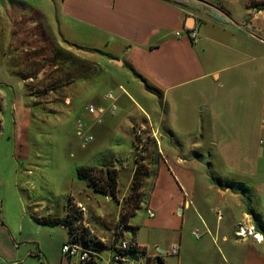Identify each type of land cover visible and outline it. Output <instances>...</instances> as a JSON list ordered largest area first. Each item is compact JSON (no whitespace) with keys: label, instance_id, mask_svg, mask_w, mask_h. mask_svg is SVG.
<instances>
[{"label":"crops","instance_id":"1","mask_svg":"<svg viewBox=\"0 0 264 264\" xmlns=\"http://www.w3.org/2000/svg\"><path fill=\"white\" fill-rule=\"evenodd\" d=\"M28 45L87 60L92 72L74 76L78 65L55 63L63 86L29 95L32 78L20 76ZM0 98V159L18 165L28 197L0 196L1 232L12 233L6 210L24 211L20 199L36 219L65 218L70 202L103 224L122 218L136 133L152 126L160 147H149L144 201L125 231L145 253L119 264H183L190 220L200 235L193 264H264V240L237 234L244 225L264 237V0H0ZM80 121L93 140L77 135ZM79 169L118 170L117 198L95 191ZM37 224L62 245L69 238L62 226ZM174 243L179 256L167 253ZM101 255L107 264L108 251ZM52 263H64L61 251Z\"/></svg>","mask_w":264,"mask_h":264},{"label":"rangeland","instance_id":"2","mask_svg":"<svg viewBox=\"0 0 264 264\" xmlns=\"http://www.w3.org/2000/svg\"><path fill=\"white\" fill-rule=\"evenodd\" d=\"M27 49L28 52L25 53V64H23L21 69L22 75L20 74V76L25 79L32 78V80L29 79V81L25 84L29 95L42 96L49 91L55 92L61 88L63 86L61 81L63 80H60V77L64 72V68L61 67V63L60 68L53 69L56 62L53 61L51 57L46 56L47 54L45 55V53H42L44 50L40 48L32 50V47L29 45L27 46ZM76 58L73 59V62H76V64L79 62H86L88 66L92 65V63L87 60ZM55 81H57V83ZM0 106L2 108L1 98ZM145 134H148V132ZM159 135L161 134L159 133ZM147 146L150 147L151 143H148ZM3 155L4 153H2V157L0 159V196L8 197L9 195L18 194L19 197L22 195L25 200L28 199L26 195L27 193L24 192L26 190L24 189V191H22L18 183V179L14 177L18 171V165H14V162L11 163L9 159H5V156ZM144 155L146 154H143V157ZM26 170L29 171V174L33 179L36 178V165H30L29 167H26ZM20 201L21 204H24V211H19L18 214H16L15 211L10 209L6 210V220L12 230V233H3L0 231V264L4 261L15 264H53V261H57L59 259V253L62 249L60 234L50 232L52 231L51 228L38 225L36 215L30 207L32 205L29 202L25 204L22 199H20ZM86 208L88 210V218L84 229L87 232H90L92 237L101 243H104L109 247L114 245V232L119 220L121 221V217L110 224H103V222H98V220L95 219L96 217L91 216L89 208ZM75 211L78 210L75 209ZM56 212L57 214L63 216L65 215L63 209L60 207L57 208ZM2 214H4L3 211ZM46 214V211L37 213V215H41L40 217L46 216ZM1 217L2 219L0 220V224L5 216L2 215ZM91 217L93 219H91ZM194 230L199 229L194 227L193 221L190 220L186 228H184L183 234L182 244L186 247V249L183 247L181 253L183 264H193V254H191V252L194 247L197 248L200 243L199 240L195 239L192 235ZM148 237L149 235L146 230H143L140 233L141 241L147 242ZM149 241L152 243V238H150Z\"/></svg>","mask_w":264,"mask_h":264},{"label":"trees","instance_id":"3","mask_svg":"<svg viewBox=\"0 0 264 264\" xmlns=\"http://www.w3.org/2000/svg\"><path fill=\"white\" fill-rule=\"evenodd\" d=\"M71 54H65L61 51L55 52L54 56L52 57V60L56 63L68 60L67 62H71L73 66H79L77 68V71L74 72V76L76 75H88L92 72L93 66L87 65L86 62H79L76 64V62H73V59ZM78 62V60H77ZM77 66V67H78ZM60 68V67H59ZM152 92H155L157 94V91L155 89L149 88ZM2 111V108L0 106V113ZM0 131H1V125H0ZM146 133V132H145ZM139 141L138 137L136 136L135 139V155H134V176H133V182L130 187L129 193L124 201V207H123V215L121 218L122 223L125 224V230L127 231L130 229V227L127 224L126 217L128 215L133 214L135 211L142 208V203L144 201V194L142 193V188L144 187L143 181L144 178L148 175V162H147V156L149 152V146L148 143H151V145H156V142L148 138L147 143L145 147L143 148L142 152L143 154H139V148L137 147V142ZM150 145V144H149ZM145 152V153H144ZM78 175L80 178H83L85 180H88L89 185L95 189L98 193L105 195L106 197L111 196L112 199H116L117 193H118V187H119V172L118 170H108L106 176L98 175L94 169H79ZM37 222H39L42 225L45 226H62L68 231V235H73L77 230H82V237L81 240L83 241L86 248H88L90 251L94 253H102L106 250L115 249V245L107 246L104 243H101L100 241L94 239L90 232H87L85 229H83L82 224H80V216L78 213H69L68 217H65L63 219L56 218V217H45V218H38L36 219ZM133 233H135L134 228L132 229ZM123 236L122 233H118L115 235V244L119 242L120 237ZM88 240L86 241V239ZM133 242V247H131L130 250L125 251V255H136V254H144L145 250L141 249L137 246V242L135 240V237L133 235V238L131 239ZM114 247V248H113ZM153 264H164L163 261L158 260L154 262Z\"/></svg>","mask_w":264,"mask_h":264},{"label":"built area","instance_id":"4","mask_svg":"<svg viewBox=\"0 0 264 264\" xmlns=\"http://www.w3.org/2000/svg\"><path fill=\"white\" fill-rule=\"evenodd\" d=\"M177 35L180 36V33H177ZM188 36L191 39V41L195 43L198 40L197 29H192L191 31H189ZM107 99L109 100L114 99L112 92L107 94ZM88 111L91 114H95L97 113L98 110L96 109L95 106L90 105L88 107ZM114 111H116V109H114ZM85 129H86V125L83 122L80 121L77 123V130H76L77 135L80 138L84 139L85 141L93 140L92 136L90 137L85 136L84 134ZM149 129L150 130L148 134H145V131H141V130H139L136 133V136L139 139V141L137 142V147L139 148V154H143L141 152L143 148L145 147L148 138L153 139L156 142L157 146L160 147L161 138H160L159 133L152 126ZM75 209H77L78 211H75ZM69 213L79 214L81 218L79 223L82 224V227L84 229L86 220L88 218V210L86 206L79 205L77 207V205H74L73 202H70L66 217H68ZM146 213L151 218L155 216V213L150 208L146 209ZM127 225L128 224H126V226ZM125 231H126L125 224L122 223V221H119L117 224L116 230L114 232V240H115V235L118 233L119 234L122 233L123 236L120 237L119 242L117 244H114L115 249L111 248L110 250H107L108 251V258L106 261L107 264H119L123 261L129 260V256L125 255V251H128L131 249V247H133V242L131 239H128L126 237ZM82 232H83L82 230L80 231L77 230L73 235L69 236L68 240L62 245L61 255H62V259L64 263L65 264H102L103 258H102L101 253H94L85 247L83 241L81 240ZM237 234L240 237L253 236L257 241H260V242L264 240V237L259 232H257L256 228L253 226L247 227V226L241 225L238 229ZM193 236L197 239L200 238V235L197 231L193 233ZM87 240L88 238L86 239V241ZM137 246L140 248L138 244ZM180 251H181V245L178 243H174L171 245L167 253L170 256H179ZM1 264H15V263H8L4 261ZM130 264H138V263L136 261L130 260Z\"/></svg>","mask_w":264,"mask_h":264}]
</instances>
